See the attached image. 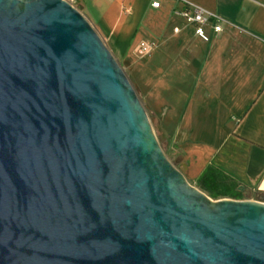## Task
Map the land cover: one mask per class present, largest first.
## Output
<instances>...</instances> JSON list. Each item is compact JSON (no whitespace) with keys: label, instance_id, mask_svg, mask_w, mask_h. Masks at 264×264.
Listing matches in <instances>:
<instances>
[{"label":"water","instance_id":"95a60500","mask_svg":"<svg viewBox=\"0 0 264 264\" xmlns=\"http://www.w3.org/2000/svg\"><path fill=\"white\" fill-rule=\"evenodd\" d=\"M0 264H264V201L187 181L70 0H0Z\"/></svg>","mask_w":264,"mask_h":264},{"label":"crops","instance_id":"0c3cea01","mask_svg":"<svg viewBox=\"0 0 264 264\" xmlns=\"http://www.w3.org/2000/svg\"><path fill=\"white\" fill-rule=\"evenodd\" d=\"M70 0L111 50L147 36L151 101L186 179L217 167L246 198L264 201V0ZM185 2L221 19L207 41L175 14ZM177 29V30H176Z\"/></svg>","mask_w":264,"mask_h":264},{"label":"rangeland","instance_id":"374dc122","mask_svg":"<svg viewBox=\"0 0 264 264\" xmlns=\"http://www.w3.org/2000/svg\"><path fill=\"white\" fill-rule=\"evenodd\" d=\"M142 43L146 45V48H144V45H142ZM161 45L162 44H160L159 42H155V40L148 39L147 36H145L140 40L138 44L129 46L126 49L124 55H122L119 52L114 53L111 50V47L108 45L107 46L109 47L115 59L121 65L124 73L128 76L132 84V87L135 89L139 97L140 102L143 103L147 116H149L152 128L155 131L159 144H161L167 157L177 167L179 166L178 158L175 154L172 153V150L169 148L168 144H166L165 140L163 139L161 135V132L159 130V123L157 121V116L154 115V111L152 108V101L150 100L151 94H152V87H151L152 75L149 71V68H150L149 58L152 55V53L155 52V50L160 48ZM187 181H189L193 185H195L196 183V180L195 181L190 180L189 178L187 179ZM246 197H247L246 194L241 193L240 199H244V200L250 199Z\"/></svg>","mask_w":264,"mask_h":264},{"label":"trees","instance_id":"16d2710c","mask_svg":"<svg viewBox=\"0 0 264 264\" xmlns=\"http://www.w3.org/2000/svg\"><path fill=\"white\" fill-rule=\"evenodd\" d=\"M195 186L206 192L212 199L219 197L240 199L238 184L217 167H205L196 179Z\"/></svg>","mask_w":264,"mask_h":264},{"label":"built area","instance_id":"2783aa9c","mask_svg":"<svg viewBox=\"0 0 264 264\" xmlns=\"http://www.w3.org/2000/svg\"><path fill=\"white\" fill-rule=\"evenodd\" d=\"M159 4V1L153 0L152 6L158 7ZM175 14L183 17L188 24L192 25L195 34L204 41L209 39L204 28L205 26H210L215 32L222 31L220 17L199 5L185 2L184 7L180 10H176ZM142 45H144V43H142ZM144 48H146V45H144Z\"/></svg>","mask_w":264,"mask_h":264}]
</instances>
